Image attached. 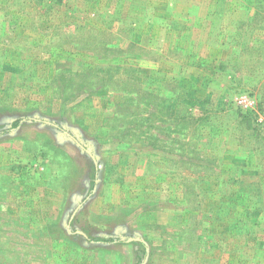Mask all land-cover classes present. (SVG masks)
I'll list each match as a JSON object with an SVG mask.
<instances>
[{
    "label": "rangeland",
    "instance_id": "374dc122",
    "mask_svg": "<svg viewBox=\"0 0 264 264\" xmlns=\"http://www.w3.org/2000/svg\"><path fill=\"white\" fill-rule=\"evenodd\" d=\"M0 264H264V0H0Z\"/></svg>",
    "mask_w": 264,
    "mask_h": 264
},
{
    "label": "trees",
    "instance_id": "16d2710c",
    "mask_svg": "<svg viewBox=\"0 0 264 264\" xmlns=\"http://www.w3.org/2000/svg\"><path fill=\"white\" fill-rule=\"evenodd\" d=\"M24 119H17L15 120L14 122H12V124L5 129V132H8V131H11L12 129L20 126L22 123H23ZM94 171H96V169H94ZM98 241L100 242H105V241H113V239H109V240H106V239H99Z\"/></svg>",
    "mask_w": 264,
    "mask_h": 264
}]
</instances>
